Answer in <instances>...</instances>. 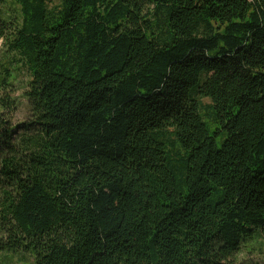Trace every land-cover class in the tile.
Returning a JSON list of instances; mask_svg holds the SVG:
<instances>
[{
	"label": "trees",
	"instance_id": "16d2710c",
	"mask_svg": "<svg viewBox=\"0 0 264 264\" xmlns=\"http://www.w3.org/2000/svg\"><path fill=\"white\" fill-rule=\"evenodd\" d=\"M0 41V255L264 246V0H0Z\"/></svg>",
	"mask_w": 264,
	"mask_h": 264
},
{
	"label": "rangeland",
	"instance_id": "374dc122",
	"mask_svg": "<svg viewBox=\"0 0 264 264\" xmlns=\"http://www.w3.org/2000/svg\"><path fill=\"white\" fill-rule=\"evenodd\" d=\"M4 54V48L0 41V58H4ZM15 73L14 89H16V93L14 97L18 98L21 95L20 89L25 79L23 75L18 76V73ZM202 102L206 105L208 104V100H203ZM10 116L12 124L24 122L26 120V105L20 100L18 108ZM0 264H34V261L31 256L24 253L2 254L0 255ZM231 264H264V246L259 247L258 244L253 243L251 247L243 251Z\"/></svg>",
	"mask_w": 264,
	"mask_h": 264
}]
</instances>
